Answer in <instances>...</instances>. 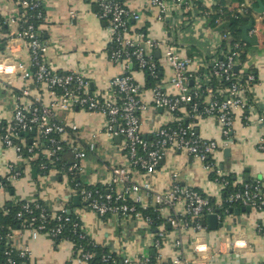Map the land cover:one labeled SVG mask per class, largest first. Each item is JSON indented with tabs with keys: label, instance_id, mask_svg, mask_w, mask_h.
<instances>
[{
	"label": "built area",
	"instance_id": "obj_1",
	"mask_svg": "<svg viewBox=\"0 0 264 264\" xmlns=\"http://www.w3.org/2000/svg\"><path fill=\"white\" fill-rule=\"evenodd\" d=\"M94 1L99 18L108 25L109 59L112 63L123 64L125 73L110 81L111 93L100 95L91 93L89 81L81 74L55 72L43 60L49 45L40 33L45 18L41 0H18L21 22L15 39L29 49L31 70L22 63L17 64V69L22 78H32L37 85L48 88L53 99L48 106L38 98L24 101L30 97V91L23 90L17 98L10 123L0 121V146L14 150L19 161H40L39 169L44 172L50 166L51 171H58L57 163L63 160L64 174L69 183L78 180L74 191L86 210L99 218L139 220L154 232L150 249L156 251L155 255H128L105 250L101 255L102 264H264V250L255 249L242 232L228 237L226 251L220 247L222 243L219 241L211 243L197 238L192 245V258L187 257L183 242L184 234L206 231L203 221L210 215H216L219 223L235 217L229 214L228 209L225 216L218 211L234 204H241L257 214V234L264 239V182L231 184L229 175L215 161L221 145L214 139L201 138L196 131L199 119L213 118L221 126L224 146L229 145L236 117L247 110L248 94L257 80L255 74L242 72L246 65L242 55L246 53L247 44L238 42L224 49L223 43L229 40V33L219 29L226 22L225 11L220 9L214 21L216 30L212 28L217 34L214 54L206 58L200 69L193 70L196 64L194 59L182 56L174 45L133 33L131 22L140 18L139 12L129 10L118 0ZM145 1V9L157 13L158 20L163 22L168 17L174 18L172 30L181 28L186 15L198 16L199 10L193 0ZM250 7L249 0L231 11V17L239 18ZM212 14L209 9L203 12L205 18ZM3 26L4 21L0 18V29ZM250 34L253 35V31ZM5 47H9V44L0 37V54ZM157 52H160V58H157ZM163 61L172 70L170 82L175 88L173 94L164 90L162 80L157 81L165 64ZM135 67L157 81L149 89L153 106L166 110L172 116V122L156 129L151 140L143 138L141 134L139 113L146 111L148 105L142 101V85L132 76ZM73 108L104 116L105 126L101 133L112 140L119 136L123 141L122 147L128 161L110 170L106 185L90 188L80 182L86 158L96 151L95 141L73 147L71 160H64L67 143L63 136L68 128L56 119V113ZM243 118L248 120L247 117ZM259 121L264 122V116ZM77 129L75 125L70 127L73 132ZM33 130L36 136L31 140ZM97 137L94 136V139ZM263 144L262 139L260 149L264 148ZM169 151L184 152L199 161L201 170L209 174L218 188L220 198L214 199L215 206L211 205L212 197L183 186L176 172L172 174L169 188L159 193L153 190L149 181L135 180L136 175H154ZM14 169V166L10 167L12 175L0 177V189L8 188L13 179L20 177L21 173ZM148 210H153L156 218L163 220L159 226L154 227L157 220L151 214H145ZM68 212L67 206L52 209L41 199H35L22 202L17 219L32 232L34 238L45 234L55 242L71 225L78 237L91 247L79 246L74 250V260L77 264H92L97 256L95 249L106 247L90 236L77 213L76 219H73ZM13 234L14 231L6 235L11 243L3 253L5 262L1 263L0 259V264H29V248L13 245ZM2 244L0 232V246ZM166 247L174 249L176 255L165 258L162 251ZM152 256L156 257L155 263ZM243 257L247 258V262H240Z\"/></svg>",
	"mask_w": 264,
	"mask_h": 264
},
{
	"label": "crops",
	"instance_id": "obj_2",
	"mask_svg": "<svg viewBox=\"0 0 264 264\" xmlns=\"http://www.w3.org/2000/svg\"><path fill=\"white\" fill-rule=\"evenodd\" d=\"M132 11L139 12L140 18L132 21L133 33L142 34L155 40H163L174 45L182 56L194 59L193 70L201 68L215 51L217 34L208 25V20L201 11L202 8L212 9L216 0H193L198 16L186 15L181 28L172 30L173 17L165 21L158 20L157 13L145 9V0H118ZM220 1V0H219ZM245 0L243 3H247ZM45 15L41 26L42 39L48 43L49 49L43 56L44 62L55 72H74L81 74L89 81V90L93 94L111 93L110 81L125 73L123 64L112 63L109 59L110 34L108 25L98 16V8L94 0H41ZM255 0H250L251 7L242 15L253 21L249 31L251 38L257 37L258 44L248 45L247 60L242 72L256 75V84L248 94L249 104L244 113H239L235 120L234 130L228 146H224V138L220 124L213 118L199 119L196 131L201 138L214 139L221 145L215 155V161L227 175H233L238 183L264 182V122L259 118L264 116V13L258 12L254 6ZM242 3V4H243ZM263 5L264 2L262 1ZM241 5V4H239ZM238 4L232 5L237 8ZM21 8L18 0H0V18L4 26L0 29V37L9 44L0 54V121L10 123L13 118L17 98L23 90L29 89L30 99H39L48 106L53 94L45 86L37 85L34 80L24 79L17 69L22 63L31 70V55L22 42L15 39L20 30L19 15ZM174 15V14H172ZM248 25L249 21L246 19ZM245 25V26H246ZM253 31V35L250 32ZM163 56V55H162ZM160 58V57H159ZM163 66L162 86L168 93H175L170 82L171 68ZM204 73V72H203ZM133 78L143 87L142 101L148 105L146 111H141V134L151 140L156 129L172 122V116L161 108H155L151 101V91L147 88L146 75L138 69L132 71ZM243 117H247L245 120ZM56 119L68 128L63 136L67 143L64 160H71V149L84 146L95 141L96 151L90 153L84 162V173L81 181L87 186H103L109 180L110 170L127 163L123 150V141L112 140L101 131L105 126L104 116L91 113L80 108L68 111H58ZM77 126V131L70 130ZM98 135L97 139L94 136ZM36 134H31L32 140ZM27 137V136H26ZM29 139V141H30ZM264 147V144H263ZM229 154H226V150ZM34 160L19 161L16 152L0 146V177L12 175L10 170L21 175L11 181L8 188L0 189V209L8 212L12 205L24 201L41 199L50 208L58 209L73 203L74 213L84 222L90 236L111 251L118 254L133 255L151 254L153 234L139 220H122L115 217L99 218L86 210L80 201V206L74 204L77 196L74 187L65 174L52 170L44 175L34 165ZM178 174V180L183 186L198 190L217 200L220 198L218 188L212 183L209 174L201 170L198 160L180 151H169L157 172L152 176L136 175L135 180L149 181L156 193L169 188L172 174ZM235 215V214H234ZM236 216L227 219L224 227L218 230H207L198 234H184L183 242L187 257L192 258V245L197 238L211 243L220 242L223 250L228 249V237L242 232L250 244L257 250H264V239L257 234L258 216L254 212L240 210L241 223H235ZM12 244L18 248L28 247L30 250L29 264H77L74 260V246L68 241L56 243L45 234L34 238L26 228L16 229ZM165 258H172L176 252L171 247L163 249Z\"/></svg>",
	"mask_w": 264,
	"mask_h": 264
},
{
	"label": "trees",
	"instance_id": "obj_3",
	"mask_svg": "<svg viewBox=\"0 0 264 264\" xmlns=\"http://www.w3.org/2000/svg\"><path fill=\"white\" fill-rule=\"evenodd\" d=\"M244 1L245 0H220V1L216 0V5L212 9H210L213 12V14L209 18H207V20H208V25L211 28H213L214 30H216V27H217V26L214 25V21L218 17L217 13L219 12L220 9H223L225 11L224 18H225L226 22L219 28L221 31L222 30H226L229 33V40L223 43L224 49L227 46L233 45L234 43H238V42L243 43L241 27L246 25L245 24V23H247L246 19L243 18L242 16H239V18L231 17V11H234L236 9V8H232L233 7L232 5H236V4L239 5V4H242ZM262 1L264 2V0H262ZM254 6L256 8L259 6V1L258 0H255ZM200 8H202V10H201L202 12L207 10V8H203V7H200ZM4 43H5V41H4ZM246 48H248V45L246 46ZM242 59H243V61L247 60V53H244L242 55ZM146 78H147V82H146L147 88L150 89L156 84L157 81H161L162 80V78H163V70L161 71L160 78L157 81L152 80L151 78H149L148 75H146ZM64 163L65 162L62 160L61 162L57 163V166H56V169L58 171H60L61 174L65 173L64 172V168H63ZM33 165L36 168L39 169L40 161H34ZM51 169H52V167L50 166L48 171L44 172V171H41L40 169L39 170H40V172L42 174L48 175L50 173ZM229 180H230L231 184L236 182V180H235L233 175H229ZM77 182H78V180L73 181V182H71V185L74 187V185ZM80 182H81V179H80ZM89 187L90 188H95V187H100V185H98V186H89ZM210 202H211L212 206H215L216 201L213 198H211ZM21 204H22V202L19 203V204H16V205H12L10 208H8V212H5V211L0 209V232H1L2 236H3V244L0 246L1 263L5 262V258L3 257V253H4L5 248L8 247L9 243H11V242H9L7 240L6 235L8 233L12 232L13 230L24 228V226L22 224V221L17 219V212L19 211ZM67 207H68L69 210L72 211L71 217L73 219H76L77 215L74 213L73 203H69L67 205ZM243 208L244 207L241 204H234V205L229 206L228 208H226L224 210H218V211L220 213H222L223 216H225V215H227V214H225V210L228 209L229 210V214H233L234 215L236 210H241ZM145 214L146 215L147 214L148 215L151 214L157 220L156 221V225L154 227L159 226L163 222L162 219H157L156 218L157 216L154 215L155 213L153 212V210L145 211ZM64 240L72 243L73 246H74V250H76L77 248H79V246H82V245H84L87 248H91L87 241L81 240L78 237V234H76L72 230V226L71 225H68L65 228L64 233L60 236V238H58L56 240V243L64 241ZM105 250H109V249L108 248H103V247H98V248L95 249V252L97 253V256L94 259V261L92 262V264H102L101 263V255L103 254V252ZM152 259L154 260L153 262L155 263L156 262V257L152 256ZM117 264H121V263L118 262Z\"/></svg>",
	"mask_w": 264,
	"mask_h": 264
},
{
	"label": "water",
	"instance_id": "obj_4",
	"mask_svg": "<svg viewBox=\"0 0 264 264\" xmlns=\"http://www.w3.org/2000/svg\"><path fill=\"white\" fill-rule=\"evenodd\" d=\"M258 1H259V6H260V8L258 9V12L264 13V5L262 3V0H258ZM246 19L249 21V23H248V25L241 27V30H242V41L244 43L250 45V46L257 45L258 44L257 37L251 38L249 36V31L253 28V21L250 20L248 17ZM156 56H157V58H159L160 57V52H157ZM135 69H137V67H135ZM236 71H238V68H236ZM32 134H35V130L32 131ZM120 139L121 138L119 136L116 137V140H120ZM226 154L227 155L229 154V150L228 149L226 150ZM80 201H81V199H80L79 196H76L74 198V204L76 206H80ZM242 211H247L248 213H251V209L250 208H243ZM68 213L71 214L72 211L69 210ZM235 216L237 217L236 220H235V223H241L240 210H236L235 211ZM203 226L208 227L210 230H218V229L223 228L224 224L218 222L216 215H210V216H208V218L205 221H203ZM169 229H170V226H169ZM151 253L153 255H155L156 251L152 250Z\"/></svg>",
	"mask_w": 264,
	"mask_h": 264
},
{
	"label": "rangeland",
	"instance_id": "obj_5",
	"mask_svg": "<svg viewBox=\"0 0 264 264\" xmlns=\"http://www.w3.org/2000/svg\"><path fill=\"white\" fill-rule=\"evenodd\" d=\"M245 261L247 262V258H245V257H243V258L240 259V262L241 263H245Z\"/></svg>",
	"mask_w": 264,
	"mask_h": 264
}]
</instances>
